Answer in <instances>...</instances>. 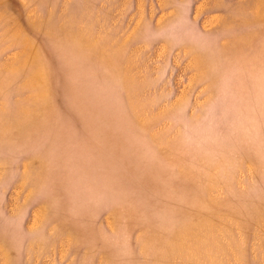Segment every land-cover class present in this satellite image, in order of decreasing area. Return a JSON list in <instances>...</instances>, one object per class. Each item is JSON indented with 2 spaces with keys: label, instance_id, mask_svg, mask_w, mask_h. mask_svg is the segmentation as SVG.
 <instances>
[{
  "label": "rangeland",
  "instance_id": "374dc122",
  "mask_svg": "<svg viewBox=\"0 0 264 264\" xmlns=\"http://www.w3.org/2000/svg\"><path fill=\"white\" fill-rule=\"evenodd\" d=\"M0 264H264V0H0Z\"/></svg>",
  "mask_w": 264,
  "mask_h": 264
}]
</instances>
